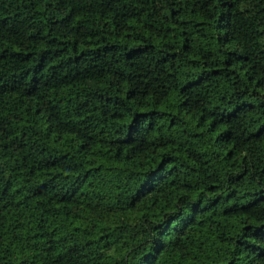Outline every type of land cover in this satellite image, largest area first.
Segmentation results:
<instances>
[{"label": "trees", "instance_id": "1", "mask_svg": "<svg viewBox=\"0 0 264 264\" xmlns=\"http://www.w3.org/2000/svg\"><path fill=\"white\" fill-rule=\"evenodd\" d=\"M0 264H264V0H0Z\"/></svg>", "mask_w": 264, "mask_h": 264}]
</instances>
